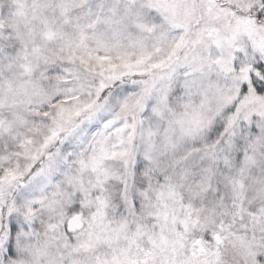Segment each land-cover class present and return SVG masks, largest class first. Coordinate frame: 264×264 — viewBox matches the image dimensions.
<instances>
[{
	"label": "snow or ice",
	"instance_id": "1",
	"mask_svg": "<svg viewBox=\"0 0 264 264\" xmlns=\"http://www.w3.org/2000/svg\"><path fill=\"white\" fill-rule=\"evenodd\" d=\"M0 264H264V0H0Z\"/></svg>",
	"mask_w": 264,
	"mask_h": 264
}]
</instances>
